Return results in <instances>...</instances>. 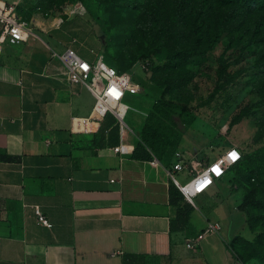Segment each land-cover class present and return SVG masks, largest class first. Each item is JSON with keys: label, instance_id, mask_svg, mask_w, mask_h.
<instances>
[{"label": "crops", "instance_id": "crops-1", "mask_svg": "<svg viewBox=\"0 0 264 264\" xmlns=\"http://www.w3.org/2000/svg\"><path fill=\"white\" fill-rule=\"evenodd\" d=\"M86 18L53 17L28 42L0 46V264H123L125 253L143 254L146 264H244L229 246L228 217L240 203L232 201L231 171L197 196L189 231L171 232L176 208L165 164L134 158L130 124L114 113L92 118L95 94L62 74L53 50L71 47L92 62L78 34L101 35ZM132 79L135 91L157 93L142 73ZM126 106L119 104L122 114ZM193 156L185 176L212 161L193 164ZM219 207L227 220L212 217ZM38 209L51 226L39 222ZM212 222L220 232H206Z\"/></svg>", "mask_w": 264, "mask_h": 264}, {"label": "rangeland", "instance_id": "rangeland-1", "mask_svg": "<svg viewBox=\"0 0 264 264\" xmlns=\"http://www.w3.org/2000/svg\"><path fill=\"white\" fill-rule=\"evenodd\" d=\"M17 9L32 28L53 17L90 18L101 37L83 31L78 38L92 62L142 73L157 85L156 94L187 107L192 124L179 141L182 150L174 152L188 160L194 155L195 164L200 157L213 161L238 149L241 158L229 168L231 200L241 202L255 188L261 205L237 206L231 217L219 207L212 217H228L231 231L240 236L244 264H264V249L253 244L256 237L264 243V0H25ZM222 64L234 80L218 76ZM151 92L141 88L124 99L131 107L126 121L136 131L149 111ZM185 174L176 176L182 186L192 177ZM193 203L201 204L197 197Z\"/></svg>", "mask_w": 264, "mask_h": 264}, {"label": "built area", "instance_id": "built-area-1", "mask_svg": "<svg viewBox=\"0 0 264 264\" xmlns=\"http://www.w3.org/2000/svg\"><path fill=\"white\" fill-rule=\"evenodd\" d=\"M23 1L25 0H16L15 2L0 0V46L5 43L17 44L28 42L32 38V26L20 16L17 9L18 4ZM51 56L53 59H57L63 66L64 70L62 74L67 81L70 83H80L95 94V104L91 114L92 118L101 120L109 113H114L123 123L128 106H126L127 108L122 114L118 108L112 106V103H124L127 93L135 92L132 88L133 74L127 71L120 72L114 66L103 60L96 63L89 62L71 47H66L62 51L53 50L51 51ZM143 114L147 115L146 112H143ZM83 122V118L75 119L77 125ZM114 150L120 151V147L117 146ZM233 153L235 154L234 159L232 157ZM190 155L192 156V154ZM176 156L175 162L170 168L167 167L166 170L190 203H193L194 198L205 193L213 186L215 179L223 175L241 158L238 149L229 148L218 158L210 161L201 170H191L193 177L182 186L178 183L176 175L187 168V155L177 152ZM216 169L219 171H215ZM37 214L40 223L46 226L52 225L39 209L37 210ZM220 230L221 225L219 222L209 223L206 228V232H220Z\"/></svg>", "mask_w": 264, "mask_h": 264}, {"label": "trees", "instance_id": "trees-1", "mask_svg": "<svg viewBox=\"0 0 264 264\" xmlns=\"http://www.w3.org/2000/svg\"><path fill=\"white\" fill-rule=\"evenodd\" d=\"M243 2L251 4L253 0H243ZM103 43L106 50L105 40H103ZM184 53L194 54L195 52L192 49H185ZM218 76L220 78L225 76L230 81L234 80V76L227 71L225 64L221 65ZM149 95L152 103L147 115L144 117L142 126L138 131L135 130L138 140L132 156L143 160L158 159L165 164L166 168H170L175 162L173 160L176 153L174 150L176 151L179 148V141L189 130L192 121L187 117V107L185 105L168 99L163 94L151 92ZM118 128V124L113 127L115 131ZM229 171L231 170L229 169ZM169 203L176 208L175 216L170 220L171 232H188L195 205L185 198L173 179H171L169 184ZM259 205H261V201L257 198V190L252 188L244 194L238 207L243 210L247 207ZM239 239L240 236H235L230 241L229 246L243 262L244 257L238 249L240 245ZM253 244L264 249V243L258 237L255 238ZM123 264H146L145 256L143 254L125 253L123 255Z\"/></svg>", "mask_w": 264, "mask_h": 264}, {"label": "bare ground", "instance_id": "bare-ground-1", "mask_svg": "<svg viewBox=\"0 0 264 264\" xmlns=\"http://www.w3.org/2000/svg\"><path fill=\"white\" fill-rule=\"evenodd\" d=\"M115 105H117V106L115 107ZM112 106H113L114 108H118L119 104H118V103H112Z\"/></svg>", "mask_w": 264, "mask_h": 264}, {"label": "snow or ice", "instance_id": "snow-or-ice-1", "mask_svg": "<svg viewBox=\"0 0 264 264\" xmlns=\"http://www.w3.org/2000/svg\"><path fill=\"white\" fill-rule=\"evenodd\" d=\"M232 157H233V159L235 158V154H234V153L232 154ZM215 171H217V172H218L219 170H218V169H216Z\"/></svg>", "mask_w": 264, "mask_h": 264}, {"label": "water", "instance_id": "water-1", "mask_svg": "<svg viewBox=\"0 0 264 264\" xmlns=\"http://www.w3.org/2000/svg\"><path fill=\"white\" fill-rule=\"evenodd\" d=\"M123 123L126 124L125 121H123Z\"/></svg>", "mask_w": 264, "mask_h": 264}]
</instances>
